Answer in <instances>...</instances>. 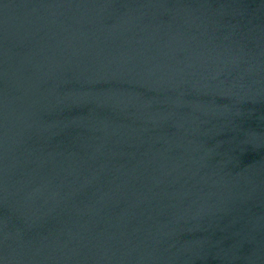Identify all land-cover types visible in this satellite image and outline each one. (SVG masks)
Wrapping results in <instances>:
<instances>
[{
    "label": "water",
    "instance_id": "1",
    "mask_svg": "<svg viewBox=\"0 0 264 264\" xmlns=\"http://www.w3.org/2000/svg\"><path fill=\"white\" fill-rule=\"evenodd\" d=\"M0 264H264V0H0Z\"/></svg>",
    "mask_w": 264,
    "mask_h": 264
}]
</instances>
